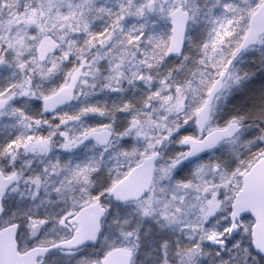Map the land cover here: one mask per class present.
Returning <instances> with one entry per match:
<instances>
[{
  "label": "snow or ice",
  "instance_id": "1",
  "mask_svg": "<svg viewBox=\"0 0 264 264\" xmlns=\"http://www.w3.org/2000/svg\"><path fill=\"white\" fill-rule=\"evenodd\" d=\"M0 264H264V0H0Z\"/></svg>",
  "mask_w": 264,
  "mask_h": 264
}]
</instances>
